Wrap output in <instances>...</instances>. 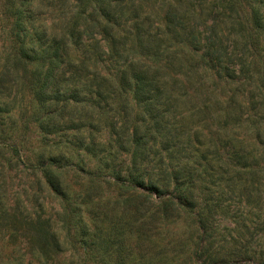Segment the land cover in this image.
Returning <instances> with one entry per match:
<instances>
[{"label": "trees", "instance_id": "trees-1", "mask_svg": "<svg viewBox=\"0 0 264 264\" xmlns=\"http://www.w3.org/2000/svg\"><path fill=\"white\" fill-rule=\"evenodd\" d=\"M145 1L148 0H85L62 36L50 34L45 28L34 25L30 1L17 0L9 4L15 54L20 60L36 66L30 71V90L36 103L33 114L35 125L45 140L52 135L73 131L76 134L73 142L76 148L101 161L102 168L114 180L113 185L119 190L117 203L122 210L121 214L104 212L99 216L98 201L95 202L96 207L90 210L88 219L82 213L72 217L75 211L68 202L69 192L62 181V159L48 157L43 160L39 165L40 172L63 212V217L58 218L64 233L63 241L52 227L50 218L44 220L40 214L34 216L30 211H26L24 216V212L16 207L9 208L0 199V221L7 222L4 227L11 231L10 236L15 235L18 225L25 223L26 227L21 229L22 235L29 244L35 264L48 261L54 254L65 253L64 245L68 246V251L73 249V258L68 264H152L146 259H134L130 246L132 240L139 242L150 239L146 226L149 222L177 220L186 213L196 217L199 231H208L216 206L207 207L203 212L199 208V195L209 168L214 174L220 172L223 175L251 171L254 167V163L248 162L243 148L236 146L230 152L233 162L208 159L210 147L214 153L222 156L217 141L208 143L195 158L178 157V143L174 140L178 136L172 134L164 119L170 110H178L176 100L196 93H190L184 74L176 76L175 72L172 73L174 62L190 71V63L200 59L204 64L203 71L209 77L239 85L238 91L242 96L247 97L245 88L257 90L264 101V0H244L241 8L246 10L248 21L243 24L245 32L234 39L235 47L239 50V54L234 55L214 42L202 43L203 38H195L185 26L186 12L181 10L184 7L182 0L168 2L153 31L148 13L144 11ZM200 5L203 7L200 13L203 14L212 10L213 6L221 7L224 13L229 14L239 11L235 0H210ZM88 30L100 35L99 39L90 38L94 40L91 44V47L94 44L93 59L102 63L112 62L116 72L106 74L97 69L100 75L98 83L92 77L87 80L88 84L78 86L75 80L79 75L72 82L63 80L69 64L75 60L68 46L74 50L82 48ZM101 41L107 51L98 53ZM175 45L182 50L173 52ZM104 55L108 58L104 59ZM236 57H239L237 62ZM113 94L121 97L130 94L135 106L141 109V116L134 124L125 121L118 127L116 123L109 124L110 132L116 137L115 143L123 142L125 145L118 147V151H125L129 155L126 169L114 168L109 164L112 155L92 135L93 131H98L96 122L78 114L84 108L100 113L104 107L100 101L111 98ZM221 97L218 103L229 104L234 100L232 94ZM251 97L254 98V92ZM241 99L244 102L246 98ZM4 107L2 111L8 113L13 109ZM260 129L263 130V126ZM123 137L126 141H123ZM179 149L183 151L181 147ZM152 155H158L159 161L150 167ZM141 196L147 202L145 199L138 201ZM125 211L134 215L130 225L123 224ZM107 221L109 228L105 229ZM213 247V244L204 247L205 256L202 260L195 259L194 263L226 264L233 261L229 259L239 252L235 245L233 250L221 257L217 248ZM241 251L244 254L247 252L245 249ZM7 264L32 262L13 260ZM257 264H264V259Z\"/></svg>", "mask_w": 264, "mask_h": 264}, {"label": "rangeland", "instance_id": "rangeland-1", "mask_svg": "<svg viewBox=\"0 0 264 264\" xmlns=\"http://www.w3.org/2000/svg\"><path fill=\"white\" fill-rule=\"evenodd\" d=\"M14 1L17 0H0V199L9 205V208L16 207L24 212V216L26 211H30L34 216L40 214L44 220L50 218L52 227L63 241L64 233L58 221V218L63 217V212L59 201L49 192L40 172L39 165L43 160L48 157L62 159V181L69 192L68 202L75 211L72 217L82 213L84 218L88 219L90 210L96 207L95 202L98 201L99 216L105 213L121 214L122 210L116 199L119 190L113 185L114 180L109 178L108 172L102 168L101 161L76 148L73 144L76 134L73 131L52 135L45 140L35 125L33 114L36 103L30 90V71L36 66L27 64L15 54L10 32L13 19L9 10V4ZM26 1L31 2L35 26L45 28L50 34L62 36L79 5L85 0ZM169 1L172 0L144 2V11L148 13L153 31ZM203 1L210 2L182 0L184 7L181 10L186 12L185 26L197 40L203 38L202 43L214 42L221 49L227 48L231 55L239 54L234 39L245 32L243 24L247 23L248 14L241 8L245 1L235 0L239 11L230 14L215 6L205 14L200 13L203 9L200 4ZM95 32L88 30L82 48L74 50L72 46H68L76 62L72 60L69 64L63 80L72 82L76 75H79L75 83L80 86L88 84L87 80L92 77L95 78L94 82L98 83L100 75L97 69L106 74L116 72L112 62L102 63L93 59L94 44L92 47L91 44L94 40L90 38L100 37ZM179 49V45L172 47L173 52ZM100 51H107L102 41L98 53ZM103 58L108 57L104 55ZM236 58L235 62L239 57ZM190 66L191 70L188 71L189 69H182L174 62L172 73L175 72L176 76L184 74L190 93H196L194 96L176 100L178 110H170L164 119L172 134L178 136L174 139L178 143V157L195 158L198 151L204 150L208 143L214 144L217 141L222 156L214 153L210 147L208 159L214 162H233L230 152L231 148L236 146L243 148L247 153L245 156L248 162L254 163V167L251 171L223 175H220V172L214 174L209 168L204 188L199 195V208L203 209V212L207 207L216 206L209 230L199 231L196 217L186 213L180 215L177 220L149 222L146 226L150 239L139 242L131 239L132 257L149 260L152 264H195V259L202 260L205 256L206 250L203 249L209 244H213L214 249L217 248L218 256L221 257L237 245L239 252L229 259L233 261L226 264H257L264 259V101L257 90L245 88L247 97L242 96L238 91L239 85L227 84L222 78L219 80L209 77V74L203 71L204 64L200 59L192 61ZM253 92L254 98L251 97ZM230 94L234 96V100L229 104L218 103L220 95L224 98ZM241 97L246 98L244 102ZM100 102L104 106L100 113L92 111L91 108H84L78 114L96 122L98 131H93L92 135L100 140L112 155L109 164L114 168L126 169L129 165V155L125 151H118V147L125 145L123 142L115 143L116 137L110 132L109 124L116 123V127L124 121L134 124L141 116V109L135 106L130 94L122 97L113 94L111 98ZM4 106L13 109L10 113L4 112ZM261 126L263 130L260 129ZM123 141H126L125 137ZM150 160L152 167V164L158 163L159 156L152 155ZM137 192L144 193L142 190ZM142 199L145 198L141 196L138 201ZM145 200L147 202V199ZM68 217L67 215L66 218ZM133 220V213L125 211L123 224L130 225ZM109 221L104 222L107 224L105 229L109 228ZM6 223L0 221V264L13 260L25 263L30 260L35 264L29 244L22 235L21 229L26 227L25 223L18 225L14 236H10L11 231L4 227ZM64 246L65 253L54 254L41 264H68L71 257L73 258V249L68 251V246ZM244 249L247 251L245 254L241 251Z\"/></svg>", "mask_w": 264, "mask_h": 264}]
</instances>
